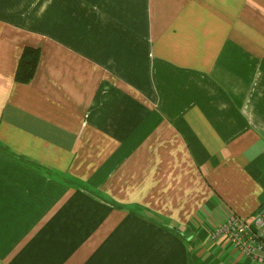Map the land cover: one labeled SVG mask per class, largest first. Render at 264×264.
<instances>
[{"label": "crops", "instance_id": "obj_1", "mask_svg": "<svg viewBox=\"0 0 264 264\" xmlns=\"http://www.w3.org/2000/svg\"><path fill=\"white\" fill-rule=\"evenodd\" d=\"M262 206L264 0H0V264H264Z\"/></svg>", "mask_w": 264, "mask_h": 264}, {"label": "built area", "instance_id": "obj_2", "mask_svg": "<svg viewBox=\"0 0 264 264\" xmlns=\"http://www.w3.org/2000/svg\"><path fill=\"white\" fill-rule=\"evenodd\" d=\"M212 239H226L252 260L264 262V206L250 218L228 215L212 232Z\"/></svg>", "mask_w": 264, "mask_h": 264}, {"label": "trees", "instance_id": "obj_3", "mask_svg": "<svg viewBox=\"0 0 264 264\" xmlns=\"http://www.w3.org/2000/svg\"><path fill=\"white\" fill-rule=\"evenodd\" d=\"M39 59L40 51L38 48L26 47L19 62L16 80L22 83L31 81L35 75Z\"/></svg>", "mask_w": 264, "mask_h": 264}, {"label": "rangeland", "instance_id": "obj_4", "mask_svg": "<svg viewBox=\"0 0 264 264\" xmlns=\"http://www.w3.org/2000/svg\"><path fill=\"white\" fill-rule=\"evenodd\" d=\"M253 261H255V260H253ZM255 262H257V263H261V262H258V261H255Z\"/></svg>", "mask_w": 264, "mask_h": 264}]
</instances>
